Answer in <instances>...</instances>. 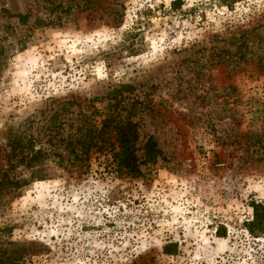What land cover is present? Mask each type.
Masks as SVG:
<instances>
[{
	"label": "rangeland",
	"instance_id": "obj_1",
	"mask_svg": "<svg viewBox=\"0 0 264 264\" xmlns=\"http://www.w3.org/2000/svg\"><path fill=\"white\" fill-rule=\"evenodd\" d=\"M88 6L50 14L41 0H0V167L4 133L27 122L38 132L68 100L65 132L130 117L140 174L116 172L113 132L85 160L62 152L0 207V260L264 264V235L246 228L250 203L264 202V0ZM149 137L159 154L145 164ZM225 172L243 183L229 199L214 191Z\"/></svg>",
	"mask_w": 264,
	"mask_h": 264
},
{
	"label": "trees",
	"instance_id": "obj_2",
	"mask_svg": "<svg viewBox=\"0 0 264 264\" xmlns=\"http://www.w3.org/2000/svg\"><path fill=\"white\" fill-rule=\"evenodd\" d=\"M48 13L53 14L60 11L61 14H70L72 10L84 11L88 6V0H41ZM175 4V3H174ZM1 12L8 18H17L19 25H26L28 14L9 13L5 8ZM9 13V14H7ZM55 19L43 23L39 20L34 22V26L53 25L54 20L60 22V16L54 15ZM32 28V26H31ZM23 48L26 41L18 39L15 42ZM2 49L0 48V54ZM119 99V103L124 101L120 97L119 89L112 91L109 97L110 102ZM118 103V102H116ZM73 102L68 100L61 102L59 110L52 116L49 126H43L38 132L32 128L33 122H27L16 129H9L3 134L4 142L3 165L0 167V207L8 205L13 200L19 198L24 188L35 181H42L46 178L45 165L48 162H55V158L63 161L62 152L73 155L75 160L82 161L83 155H88L93 150H100V142H105L104 136L114 133V142L108 143L115 170L119 176L132 178L139 175V166L136 158L135 141L137 138L135 123L128 117L115 121L112 116L101 121L100 127L95 124L85 123L78 126L75 131L65 132L64 125L68 126V111ZM79 107V105H76ZM70 113V112H69ZM22 125V124H21ZM28 127H27V126ZM107 143V140H106ZM144 163H154L159 150L151 137L144 144ZM71 163V161H67ZM61 164V163H60ZM74 164L71 163V165ZM21 171H17L18 169ZM27 172L24 176L22 173ZM252 209L251 220L246 224L247 231L253 236L264 235V202L250 203ZM175 244L168 243L163 247L165 255L175 254ZM0 264H12L11 259L0 260Z\"/></svg>",
	"mask_w": 264,
	"mask_h": 264
},
{
	"label": "built area",
	"instance_id": "obj_3",
	"mask_svg": "<svg viewBox=\"0 0 264 264\" xmlns=\"http://www.w3.org/2000/svg\"><path fill=\"white\" fill-rule=\"evenodd\" d=\"M219 166H222L219 164ZM209 185V184H208ZM207 185V186H208ZM243 186V183H241L238 179L232 178L230 175V172H225L218 181V186L214 191H218V193L221 195V197L225 199L231 198L233 195H235L236 190H240ZM198 188H202L201 184H198ZM211 188V187H210Z\"/></svg>",
	"mask_w": 264,
	"mask_h": 264
}]
</instances>
